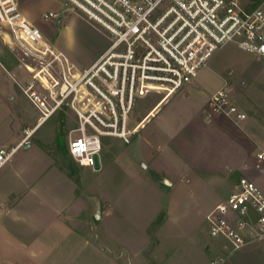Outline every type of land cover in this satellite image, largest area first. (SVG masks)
Here are the masks:
<instances>
[{
    "label": "rangeland",
    "instance_id": "374dc122",
    "mask_svg": "<svg viewBox=\"0 0 264 264\" xmlns=\"http://www.w3.org/2000/svg\"><path fill=\"white\" fill-rule=\"evenodd\" d=\"M47 3L43 12L54 8L63 18L78 12L63 0ZM43 15L37 14L35 26L55 48L64 50ZM94 26L95 31L84 24L76 27L85 53L113 43L108 33ZM210 60L195 79L196 88L187 86L183 89L187 93L180 91L168 101L161 95L138 100L132 126H143L155 115L134 132L129 143L102 136L99 169L81 167L71 159L69 142L81 133L72 107L75 95L67 98L33 136L35 141L43 139L46 152L33 139L31 148L22 146L15 154V159L21 155L37 159V166L47 171L26 188L20 187L21 219H0L2 234L23 236L20 243L0 241V264L7 263L3 258L9 252L14 260L31 262L34 257L39 264H130V260L133 264H198L206 256V244L217 240L210 234L207 215L246 175L240 169L253 165L257 153L264 151V58L230 43ZM23 77L21 91L31 78L25 71ZM7 80L11 89L15 79ZM220 88L247 114L241 127L222 116L208 117L211 97ZM65 90L67 86L61 87L57 97ZM11 98L3 96L0 104ZM19 98L27 124L33 126L41 113L24 94ZM14 138L0 121V142L10 148ZM63 164L71 165V171L61 169ZM21 173L33 179L25 167ZM258 174L250 170L246 176L254 179ZM163 179L173 185H164ZM8 180L15 183L16 179ZM259 182L264 191V174Z\"/></svg>",
    "mask_w": 264,
    "mask_h": 264
},
{
    "label": "built area",
    "instance_id": "2783aa9c",
    "mask_svg": "<svg viewBox=\"0 0 264 264\" xmlns=\"http://www.w3.org/2000/svg\"><path fill=\"white\" fill-rule=\"evenodd\" d=\"M21 0H0V37L39 55H56L35 23L20 7ZM113 38L112 45L77 77L64 74L65 93L49 109L28 85L26 94L49 116L72 94L79 119V136L69 142V153L81 166L99 169L102 136L130 142L145 125L132 126L138 100L161 95L165 100L193 84L215 52L230 43L264 58V0H63ZM47 22L57 13L43 15ZM45 41L46 44H44ZM51 56V57H52ZM84 99L81 108L77 97ZM81 104V105H82ZM210 114L241 127L247 114L232 96L220 89L210 100ZM89 130L93 131L92 133ZM19 146L0 147V170L18 148L29 142L34 130L24 129ZM256 172L264 171V151L256 155ZM210 234L229 242L231 250L264 239V192L254 179L243 176L234 190L207 215Z\"/></svg>",
    "mask_w": 264,
    "mask_h": 264
},
{
    "label": "crops",
    "instance_id": "0c3cea01",
    "mask_svg": "<svg viewBox=\"0 0 264 264\" xmlns=\"http://www.w3.org/2000/svg\"><path fill=\"white\" fill-rule=\"evenodd\" d=\"M21 2L22 1H20V6H21ZM47 4H48L47 0H23L22 12L25 15V17L27 16L30 17L27 18L31 22L36 24L37 21L39 20V18H37V14L43 15L44 13H46L43 11L44 8H47L46 7ZM55 11L56 9L54 8H51L49 10V12H53V13H56ZM77 13H79L81 16L78 15ZM48 24L50 26L53 25L51 31L54 33L56 32L58 34V37L61 38L60 42L63 44L64 47V50L63 48H59V47L55 48V46L50 41H48L46 38L43 37L52 46V50L56 55L55 60L53 59L54 56H52V54H51L52 57L43 54L39 55L29 51L27 48L21 49L20 47L15 46L13 40L9 36L5 37L6 41L2 40L0 37V96H1L0 102L3 101V96L4 97L10 95L12 96L10 101L8 103H5L4 106L0 104L4 112V116L1 118L0 121L2 125L4 124L7 125L10 131H13L15 135V138L13 139V144L9 146L10 148L20 145L24 137V133H23L24 129L34 130L33 136H35L36 132L39 130L38 129L39 126L49 121L54 114H57L58 108L62 106L60 104L54 109V111L49 116L44 117L42 112L37 108V106L29 99L28 95L26 94V89L28 85L33 83L34 88L38 92L39 96L41 98H46L48 108L52 109L56 105L54 99L59 100L57 94L60 91L61 87H63L62 77H64V74L66 75L69 74L70 76L77 77L81 72L89 69L108 49V47L104 46L101 48V50H99L96 53H92L91 51H87L85 53V51L82 50L80 45L82 37L79 36L78 34L79 30H77L76 27H79V24L80 27L82 24H84L86 27L90 28L91 30L95 31L96 28L93 25V23H91L88 19H86L79 11L72 12V14L67 15L64 18L59 16V18H57L54 21H51ZM42 42L46 44L45 41L42 40ZM24 71L27 72V74H29L31 78L30 80L27 81L25 89L21 91L19 86L20 81L26 80V78L23 77ZM10 76H13V78L15 79L12 80L14 84L11 86V89L8 86L9 81L7 80V78H9ZM225 84L226 83H224V85ZM197 85L198 83L195 81L193 84L189 85L188 87L196 88ZM188 87L186 88L188 89ZM181 92L187 93V91H183V90ZM21 94H24L41 113V116L34 118L33 126H29L27 124L26 113L22 111L21 101L19 98L21 97ZM50 94L53 95L54 99L50 96ZM77 100L80 103L82 102V98L79 96L77 97ZM50 102L52 103V105ZM81 104H80L81 108L85 109L84 107L85 105L83 104L81 105ZM160 108L161 106H159V108L156 109V112H158ZM203 112L205 113L206 111L203 110ZM154 115H151L148 121ZM147 122H145L144 125ZM32 137L29 140V142L21 145L18 148L17 152L21 149L22 146H24L25 148H31L32 143L30 141L34 139V137L33 138ZM35 142L39 143V146L44 150V146H46V144L44 143L43 139L37 140ZM0 147L8 148V146H5V142L4 143L0 142ZM28 158L29 157L27 155H21L17 159H15V155H14L11 161L0 170V219L3 217L6 218L11 217L13 221L14 220L18 221L21 219L20 216L21 214H23V212L21 213L18 210V206L24 201V194H23V190L20 187L23 186L24 188H26L27 186L30 185L29 184L30 182L37 181V179H40L42 176H44V174L47 171L42 169L40 165L37 166V159L35 160L32 157H30L29 160H27ZM255 162L256 159H254V163L251 166L245 164L244 167L240 169V173L248 175L250 170L255 171L254 170ZM24 167L28 172L34 175L32 177L34 180L33 179L30 180V178L23 176L21 171ZM48 167H50V163L48 164ZM263 172L262 173L258 172L259 174L255 176L254 181L256 183H258L259 178L263 176L264 174ZM63 173H65V171ZM8 177L15 178L16 179L15 183L13 182L10 183ZM257 185L261 188V190L263 189L260 182ZM2 227L4 226L2 223H0L1 242L10 244V242L20 243L22 241L21 239L23 237L22 235H17L18 238H16L14 234H10V233L2 234L1 233ZM216 239L217 240H215L214 242L206 244V246H208L207 249L206 246L204 248L206 256L203 257V259L199 260L197 262L198 264H264V239L249 243L245 247L236 251L231 250L229 242L226 239L223 238H216ZM11 254L12 253L9 252V254L5 255V257L3 258V260L7 262L5 264H39L36 262L34 257L31 262L28 261L21 262L19 260L12 259L14 255ZM38 255H42V254L40 253ZM128 258L130 259V256ZM130 264H133L132 260H130ZM172 264H180V263L173 262Z\"/></svg>",
    "mask_w": 264,
    "mask_h": 264
},
{
    "label": "water",
    "instance_id": "95a60500",
    "mask_svg": "<svg viewBox=\"0 0 264 264\" xmlns=\"http://www.w3.org/2000/svg\"><path fill=\"white\" fill-rule=\"evenodd\" d=\"M144 167H145V165H144ZM162 183L164 184V185H166V186H172V182H170L168 179H163V181H162ZM97 218H99L100 217V215L99 214H97V216H96Z\"/></svg>",
    "mask_w": 264,
    "mask_h": 264
},
{
    "label": "trees",
    "instance_id": "16d2710c",
    "mask_svg": "<svg viewBox=\"0 0 264 264\" xmlns=\"http://www.w3.org/2000/svg\"><path fill=\"white\" fill-rule=\"evenodd\" d=\"M60 145V144H59ZM44 148H47L46 146H44ZM60 148V147H59ZM71 159H72V156H71ZM73 160V159H72ZM66 163V162H65ZM70 168V170H69ZM61 169L65 170L66 172H69L71 171V165L69 166H66L65 164L62 165Z\"/></svg>",
    "mask_w": 264,
    "mask_h": 264
}]
</instances>
